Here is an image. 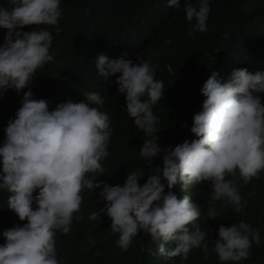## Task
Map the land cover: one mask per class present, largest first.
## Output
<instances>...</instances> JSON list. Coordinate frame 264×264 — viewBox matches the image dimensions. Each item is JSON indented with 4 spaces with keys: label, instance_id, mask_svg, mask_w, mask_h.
I'll return each mask as SVG.
<instances>
[{
    "label": "clouds",
    "instance_id": "obj_1",
    "mask_svg": "<svg viewBox=\"0 0 264 264\" xmlns=\"http://www.w3.org/2000/svg\"><path fill=\"white\" fill-rule=\"evenodd\" d=\"M6 2L7 6L0 4V28L6 29L0 44V96L8 89L17 94L28 90L0 141V191L8 193L6 208L26 222L0 232L4 238L0 264H59L56 230L69 232L84 190L98 197L96 203L103 201L88 214L89 220L110 218L109 227L118 234L116 244L122 251L142 233L157 245L156 253L150 248L148 252L169 264H175L173 257L186 261L196 247L205 257L214 252L225 264L247 259L251 245L260 243L259 229L242 219L230 226L220 224L216 237L208 236L198 222L200 206L188 194L178 198L172 189L209 184L213 201L242 213L239 189L226 177L238 175L247 183L264 171V70L235 68L223 82L217 71H210L199 88L204 97L200 110L192 114L189 131L194 138L161 146L153 106L165 92L163 82L154 78L155 65L134 63L127 53L115 59L97 53L91 58L96 72L116 86V95H123L127 114L143 133L139 155L151 173L141 185L145 170L136 167L122 184L111 185L95 179L105 173L100 161L108 155L113 131L108 115L94 106L104 103L101 94L80 91L81 100L68 98L49 110L50 101L34 98L31 90L37 70L54 59L52 34L38 26L58 25L60 0ZM166 6L183 11L189 36L207 30L208 0L195 4L186 0L183 5L166 0ZM27 25L35 27L22 30ZM60 30L55 27L57 33ZM154 157L162 166L152 173ZM218 215L213 208L207 211V219Z\"/></svg>",
    "mask_w": 264,
    "mask_h": 264
},
{
    "label": "trees",
    "instance_id": "obj_2",
    "mask_svg": "<svg viewBox=\"0 0 264 264\" xmlns=\"http://www.w3.org/2000/svg\"><path fill=\"white\" fill-rule=\"evenodd\" d=\"M185 2L180 0L181 5ZM208 2L207 30L193 32L191 36L187 33L189 22L183 11L167 7L166 0H60L61 18L55 26L60 32L50 25L38 26L52 34L50 52L54 59L37 70L31 89L34 98L50 101L49 110L68 98L74 102L81 100L80 91H96L104 98L102 105L94 106L108 115L113 131L108 155L100 161L105 173L95 179L111 185L122 184L128 171L140 167L145 170L138 181L142 185L151 174L139 155L143 133L127 114L123 95H116V86L96 72L91 58L97 53L102 52L111 59L127 53V58L134 63L149 61L155 65L154 78L163 82L165 92L153 106L154 114L159 116L161 146H175L184 139L194 138L189 131L192 114L200 110L204 97L199 88L210 71H217L223 82L235 68H247L250 72L264 70V0ZM0 4L7 6L6 0H0ZM33 27L23 26L22 30ZM5 32L6 29L0 28V44ZM27 90L17 94L14 89H8L0 96V141L8 119L14 118L21 96ZM261 95L264 102V94ZM161 163L159 157H154L151 172L155 173ZM226 179L232 180L239 189L241 214H235L223 201H213L209 184L193 185L186 190L176 185L172 191L178 198L188 194L200 206L202 214L198 222L208 236L215 238L220 224L230 226L242 219L259 229L260 243L251 245L248 258L226 264H264V171L247 183L238 175ZM7 195L0 191V232L26 222L6 208ZM81 195L80 210L73 213L69 232L56 230L59 264H169L158 254L148 252L150 248L156 253L157 248L148 234L133 237L127 250L122 251L116 244L118 234L109 227L110 218L106 215L96 221L88 218L91 211L103 206V201L96 203L98 197L87 190ZM209 208L220 215L207 219ZM3 242L0 236V244ZM172 260L175 264H225L214 252L209 251L205 257L198 247L190 251L186 261L179 257Z\"/></svg>",
    "mask_w": 264,
    "mask_h": 264
}]
</instances>
